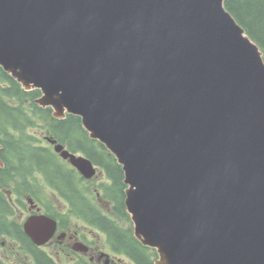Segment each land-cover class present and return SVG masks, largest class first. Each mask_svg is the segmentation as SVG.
<instances>
[{
	"label": "water",
	"instance_id": "water-1",
	"mask_svg": "<svg viewBox=\"0 0 264 264\" xmlns=\"http://www.w3.org/2000/svg\"><path fill=\"white\" fill-rule=\"evenodd\" d=\"M224 2L0 0V67L114 156L154 264H264V59ZM55 228L24 223L38 246Z\"/></svg>",
	"mask_w": 264,
	"mask_h": 264
},
{
	"label": "trees",
	"instance_id": "trees-1",
	"mask_svg": "<svg viewBox=\"0 0 264 264\" xmlns=\"http://www.w3.org/2000/svg\"><path fill=\"white\" fill-rule=\"evenodd\" d=\"M224 5L249 38L258 45L264 59V0H225ZM39 96V90L24 91L0 67V143L5 152L2 156L0 150V158L4 162L0 176L3 174V181L7 184L1 186L20 195L23 192L21 184L28 182L29 186L24 189H29V193H33L31 198L44 205L45 214L57 220L61 221L63 217L54 209L44 188L53 190L68 205L65 219H81L93 227L101 226L97 220L105 221L106 218L98 215L101 211L93 200L92 180L81 178L60 160L50 144L43 145L41 139L30 130L41 132L64 145L70 152L84 155L104 170L107 180L99 187L100 196L115 202L112 216L130 223L121 202L125 198L126 188L123 172L114 157L98 141L89 139L79 117L66 115L64 119H55L50 108H41L34 102ZM120 203L122 210L118 207ZM7 206V199L0 193V224L6 221ZM105 232L114 249L127 255L135 264H154L155 251L135 240L131 225L129 233L123 231L124 237L126 235L128 238V250L113 241L108 230L105 229ZM34 258L35 263L42 264L39 253L35 252ZM43 259L46 264H55L46 257Z\"/></svg>",
	"mask_w": 264,
	"mask_h": 264
},
{
	"label": "flooded vegetation",
	"instance_id": "flooded-vegetation-1",
	"mask_svg": "<svg viewBox=\"0 0 264 264\" xmlns=\"http://www.w3.org/2000/svg\"><path fill=\"white\" fill-rule=\"evenodd\" d=\"M62 146L64 147V145ZM64 148L67 149L66 147ZM0 150H2V147ZM4 153V150H2L1 155L3 156ZM73 154L85 157L80 153ZM56 155L68 167L79 174L81 178L86 181L92 180L93 200L101 211L98 215L106 218L104 219L105 221L97 220L101 226L93 227L81 219H65L68 205L53 190L47 189L59 198V210L55 207L54 209L58 215L63 217V220L60 221L51 217L56 221V228L53 235L43 245L38 246L26 235L24 223L29 217L34 215L48 216L45 214L44 205H41L34 198H31L33 193L30 194L29 189H24L29 186L28 182L21 184L23 192L20 195L9 188L2 187L1 185L7 184L3 181V174H1L0 193L8 201V211L4 217L6 221L0 224V263L37 264L34 258L35 252H37L41 255L42 264H46L43 259L45 257L55 264H60L64 260L68 262L67 264H135L127 255L114 249L112 244L109 243V238L105 232V229L108 230L113 241L115 240L124 249H129L128 238L126 235L125 237L123 235V231L129 233V221L119 220L112 216L115 202L104 200L100 196L99 187L107 180L104 170L94 165L87 158L95 167L96 173L91 179H86L67 160L62 159L58 154ZM3 168L4 165L0 167V169ZM5 175H7L6 172ZM121 202L124 205V200ZM122 203L118 204L119 210H122Z\"/></svg>",
	"mask_w": 264,
	"mask_h": 264
},
{
	"label": "rangeland",
	"instance_id": "rangeland-1",
	"mask_svg": "<svg viewBox=\"0 0 264 264\" xmlns=\"http://www.w3.org/2000/svg\"><path fill=\"white\" fill-rule=\"evenodd\" d=\"M31 132H34L35 134H36V136L37 137H39L40 139H41V143L43 144V145H48L47 144V138H49V137H46V135H44V134H42L40 131H42V130H40L39 132L40 133H38V132H36V131H32V130H30ZM43 132V131H42ZM42 136H45L44 137V139L42 138ZM52 147V146H51ZM126 186V185H125ZM44 192L46 193V196L47 197H49L50 199H51V201H52V203H53V205H54V207L57 209V210H59V208H58V205H59V198L54 194V193H52L51 191H49V190H47L46 188H44ZM68 262L67 261H62V262H60V264H67Z\"/></svg>",
	"mask_w": 264,
	"mask_h": 264
}]
</instances>
